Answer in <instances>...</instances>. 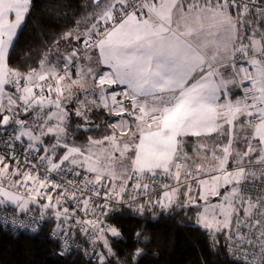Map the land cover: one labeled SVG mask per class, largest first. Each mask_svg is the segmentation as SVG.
I'll use <instances>...</instances> for the list:
<instances>
[{
	"label": "snow or ice",
	"instance_id": "1",
	"mask_svg": "<svg viewBox=\"0 0 264 264\" xmlns=\"http://www.w3.org/2000/svg\"><path fill=\"white\" fill-rule=\"evenodd\" d=\"M35 7L0 0V232L64 264H148L163 218L264 264V0H80L34 59ZM125 212L145 228L129 252Z\"/></svg>",
	"mask_w": 264,
	"mask_h": 264
},
{
	"label": "trees",
	"instance_id": "2",
	"mask_svg": "<svg viewBox=\"0 0 264 264\" xmlns=\"http://www.w3.org/2000/svg\"><path fill=\"white\" fill-rule=\"evenodd\" d=\"M33 24L20 39L18 53L30 51L35 59L44 51L43 43H50L49 33L59 34L62 30L73 27V19L79 18L80 10L75 7L80 0H34ZM61 5H73L62 7ZM67 23H63L64 20ZM193 212L187 215H177L176 221L190 223ZM115 223L121 229L124 240L117 246L118 250L129 252L135 246V233L145 231L144 224L138 218H133L127 212ZM146 232L155 238L152 251L158 253L157 258L149 257L148 264H222L221 257L213 253L204 234L188 227H181L173 220L160 219L159 223L147 224ZM55 245L46 236L34 237L31 234H21L19 238L0 232V264H64L63 261L52 258L49 253ZM72 259L79 260L73 256Z\"/></svg>",
	"mask_w": 264,
	"mask_h": 264
}]
</instances>
